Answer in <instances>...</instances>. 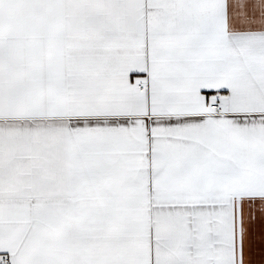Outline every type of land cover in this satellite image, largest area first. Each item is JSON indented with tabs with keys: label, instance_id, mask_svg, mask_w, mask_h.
I'll use <instances>...</instances> for the list:
<instances>
[{
	"label": "snow or ice",
	"instance_id": "1",
	"mask_svg": "<svg viewBox=\"0 0 264 264\" xmlns=\"http://www.w3.org/2000/svg\"><path fill=\"white\" fill-rule=\"evenodd\" d=\"M0 264H264V0H0Z\"/></svg>",
	"mask_w": 264,
	"mask_h": 264
}]
</instances>
